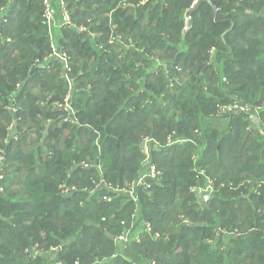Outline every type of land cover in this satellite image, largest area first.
Returning <instances> with one entry per match:
<instances>
[{"label":"trees","instance_id":"trees-1","mask_svg":"<svg viewBox=\"0 0 264 264\" xmlns=\"http://www.w3.org/2000/svg\"><path fill=\"white\" fill-rule=\"evenodd\" d=\"M215 1L217 24L206 3L185 34L196 0H66L58 42L77 122L61 124L62 67L35 66L50 53L43 0H0V264H137L116 241L135 213L138 264H264V132L251 119L264 127V0ZM9 104L29 128L3 146ZM144 138L161 144L148 186ZM210 182L209 201L191 192ZM134 183V196L110 189Z\"/></svg>","mask_w":264,"mask_h":264},{"label":"rangeland","instance_id":"rangeland-1","mask_svg":"<svg viewBox=\"0 0 264 264\" xmlns=\"http://www.w3.org/2000/svg\"><path fill=\"white\" fill-rule=\"evenodd\" d=\"M10 1H12V0H10ZM6 5H8V4H6ZM4 8V7H3ZM2 8V9H3ZM53 8H54V10H55V16L57 17V24L58 25H61V23H62V15L60 14V8H58L54 3H53ZM1 9V10H2ZM0 10V11H1ZM81 30H83V29H81ZM53 34H54V42H55V46H56V48L58 49H61L62 51H64V52H67V51H65L61 46H60V44H59V42H58V38H59V29H58V27L56 28V29H54V32H53ZM49 44H51V37H49ZM49 54L46 56V57H44L43 59H41L40 61H38V62H36L35 63V66H37L38 68H43V69H45V70H49L50 71V69H51V66H52V63L53 62H57V63H59L60 65H61V67H62V73H61V78L63 79V81L64 82H66L67 84L65 85L66 86V88H67V90H66V92L63 94V96H62V98L61 99H59V100H54L53 99V102L50 104V106H51V108L53 109V111L54 110H57L58 112H61V119H60V122H61V124H63L62 123V121H64V122H72V123H75V122H77V120H76V115H75V113H76V111H75V108H74V106L72 105V95H73V91H75V88H76V83H75V76L73 75V68H72V56L69 54V52H67V54H68V58H69V67L67 68V69H70L71 70V72H67L66 70H65V68H64V66H63V63L62 62H60L59 60L57 61V60H55V59H53V58H49V56L50 55H52V52H51V47L49 46ZM161 66H162V64L159 62V61H157V66L155 65L154 67H155V70L156 71H158L159 72V70H160V68H161ZM33 70V69H32ZM31 70V72H33ZM180 70V69H179ZM67 77H69V79H70V81H68V79H67ZM65 88V87H64ZM243 106H245V107H247V103H244V105ZM6 108L8 109V111L11 113V115H13L14 117H16L17 115H18V112H17V108L15 107V106H13V105H11V104H9V105H6ZM259 109V108H258ZM246 112H248L249 111V109H247V110H245ZM69 115H73L74 116V119L72 120L71 118H70V116ZM251 119H253V122L255 123V125L257 126V129L259 130V131H261V132H264V127H262L261 126V121H260V119H259V117L257 116V115H252L251 116ZM48 124H50V120H48ZM19 125V126H18ZM8 127H6V133H5V135H4V139H3V142L1 143V144H3V146L4 145H6L7 144V142L9 143V142H19L20 140H21V137L24 135V132L27 130V128H29V126L28 125H26L25 124V119H24V121H23V119H22V117L21 118H19V116H18V118L16 117V119L15 120H12V121H9V125H7ZM14 126V127H13ZM30 130H33V131H36V128L35 127H32ZM45 134H47V132L45 133ZM44 134L42 133V135H40V136H38L37 135V133H35L34 132V134H33V136H32V138L31 139H34V141H36L35 142V144L36 143H38L37 141H42V140H44L43 139V136ZM144 139H146V138H144ZM36 146V145H35ZM2 159H3V155L2 154H0V163H1V161H2ZM82 165H84V166H88V164L87 163H82ZM103 183L104 182H102L101 183V186H104L103 185ZM107 185V184H106ZM129 185H127V187H128ZM132 186H133V184H132ZM109 187V186H108ZM111 187V186H110ZM110 189H112V192L114 193V194H116V192H121V190H119V189H117V188H110ZM127 189V192H129L128 191V188H126ZM203 189H206V188H203ZM132 192V191H131ZM2 193H4L3 192V190H2V188L0 187V195H2ZM134 193V192H133ZM209 195V194H208ZM263 213H264V211H263ZM138 232L139 231H137L135 234H134V236H133V238H132V240L130 241V242H132V241H134L135 239L139 242L140 241V238L138 237L139 235H138ZM139 239H138V238ZM118 243H120V244H118V246L120 247V249H123V254L126 256V258H128V259H130L131 261H133V259L132 258H130V257H128L127 255H126V251L125 250H127L128 248H127V244L129 243V242H127V243H125V242H118ZM129 251H131L132 253H133V255L136 257V255H135V253L131 250V249H129ZM56 252V251H55ZM34 254H35V256H37V255H39V253H38V251H35L34 252ZM48 255H51V254H49V253H47ZM52 258V256H47L46 258ZM54 259V258H53ZM134 262V261H133ZM135 263V262H134Z\"/></svg>","mask_w":264,"mask_h":264},{"label":"built area","instance_id":"built-area-1","mask_svg":"<svg viewBox=\"0 0 264 264\" xmlns=\"http://www.w3.org/2000/svg\"><path fill=\"white\" fill-rule=\"evenodd\" d=\"M43 4H44V11H43L44 22L47 26V31H48L49 37H51V44H49V46L51 47L52 55H50L49 58L50 59L53 58L57 61L59 60L60 62H62L65 70L69 73V72H71V70L67 69L69 67L68 54H67V52L62 51L61 49L56 48L55 42H54V34H53L54 29H56L57 27L71 26V24H72L71 23L72 22L71 17L69 16V13L67 10L66 0H59L60 14L63 16L61 25L57 24V17L55 16V10L53 8L52 0H43ZM7 8H8V6L4 7L0 11V24L3 22H7V17H5V11L7 10ZM113 40H114V38H113ZM67 79H68V81H70L69 77H67ZM235 108H236V110H242V111H245L248 109L245 106H242V107L235 106ZM168 139H169L168 140L169 145H175V144L183 143V141H175L171 136H169ZM143 140H144L143 150H144V154H145V158H146L144 166H145L146 170L142 174V178L139 180V182L137 184L148 186L147 185V179L148 178H158L161 175V172L158 170L157 166L151 162V158H150L151 145L155 144L154 147L158 150L159 148H161V144L159 142L153 140L152 138L151 139L146 138ZM137 184L134 183L133 186L129 185V188H128L129 192H127V189H121V192H127V194H129L130 196H134L133 192H134V189L137 186ZM210 189H211V182L206 187V189H203L201 187H192L191 192L197 194V196L201 200L204 201V198L210 193L209 192ZM105 200H110V199L106 197ZM132 218H133V223L130 225V228L125 229V231L117 237V240H116L117 242L127 243V242H130L132 240L133 233L135 232L136 222L138 219L136 213L132 216ZM122 224L125 225L124 222ZM144 229L148 233L153 232L152 226L149 223L145 225ZM138 237L140 238V236H138ZM155 237L159 238V234H157ZM152 264H154V263H152Z\"/></svg>","mask_w":264,"mask_h":264},{"label":"water","instance_id":"water-1","mask_svg":"<svg viewBox=\"0 0 264 264\" xmlns=\"http://www.w3.org/2000/svg\"><path fill=\"white\" fill-rule=\"evenodd\" d=\"M209 4L212 8V15H211V18H210V21H211V24L212 25H216V19H217V16H218V5L216 3L215 0H196L195 2V5L187 10L185 13H186V16H185V27H184V33L187 34L190 29L192 28L193 26V23H194V18H193V15L195 13H197V11L201 8L202 5L204 4ZM70 118L73 120L74 119V116L73 115H70ZM213 196V192H211L209 195H207L205 198H204V201H209Z\"/></svg>","mask_w":264,"mask_h":264},{"label":"crops","instance_id":"crops-1","mask_svg":"<svg viewBox=\"0 0 264 264\" xmlns=\"http://www.w3.org/2000/svg\"><path fill=\"white\" fill-rule=\"evenodd\" d=\"M126 251V255L128 256V257H130V258H132L133 259V261L135 262V263H139L140 262V260H139V258L136 256H134L133 255V253L131 252V251H129V249H127V250H125Z\"/></svg>","mask_w":264,"mask_h":264}]
</instances>
